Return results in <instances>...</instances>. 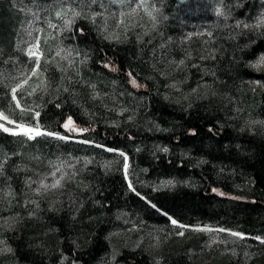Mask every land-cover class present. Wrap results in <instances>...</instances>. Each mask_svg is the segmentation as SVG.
Listing matches in <instances>:
<instances>
[{
    "label": "trees",
    "instance_id": "16d2710c",
    "mask_svg": "<svg viewBox=\"0 0 264 264\" xmlns=\"http://www.w3.org/2000/svg\"><path fill=\"white\" fill-rule=\"evenodd\" d=\"M55 1L0 0V111L6 114L7 103L14 115L22 113L11 96V88L20 81H8V72L22 64L27 78L34 67V62L16 48L26 14L55 5ZM173 1L163 3L164 13L170 17ZM254 40L242 52L243 58L264 52V38ZM71 41L82 56L76 67L78 76H69L57 65L42 68L38 77L31 76L24 85V91L30 93L35 80L41 78L36 91L26 99L33 102V110L23 112L35 122L32 113L38 111L36 122L68 139L44 135L25 141L0 129V205L6 213L18 216L13 232L5 233L13 263L60 264L61 255H66L80 264H94L107 251L104 239L114 222L112 213L127 207L151 223H168L167 216H171L182 224H209L249 235L245 240L258 248L251 264H264V244L254 239L264 238V139L259 132L240 129L229 121L230 114L222 103V96L231 93L238 80L264 81V72L253 73L227 59H218L214 63L218 82H212L219 97L192 94L176 102L165 96L168 91L163 78L148 69L146 58L161 41L158 36L142 35L139 42L132 37L110 41L81 21L74 26ZM93 92H100L98 99ZM121 94L123 102L137 113L131 122L126 116L119 119L114 111L113 99ZM256 101L257 107L247 106L253 114L264 117V95L260 93ZM69 117L71 128L87 131L66 129ZM11 118L27 122L21 117ZM55 148L64 155L83 151L84 157L104 158L110 156L104 148L120 149L129 155L136 174L151 185H135L129 191L120 169L103 172L93 168L83 179L92 190L93 200L76 208L75 215V209L50 208L53 200L40 195V216L28 217L26 180L41 170ZM168 179L175 184L152 186ZM92 202L97 205L90 208ZM177 246L170 243L163 249L164 264H192L184 254H177ZM117 257L127 264L147 263L137 250H122ZM212 264L229 263L216 258Z\"/></svg>",
    "mask_w": 264,
    "mask_h": 264
},
{
    "label": "rangeland",
    "instance_id": "374dc122",
    "mask_svg": "<svg viewBox=\"0 0 264 264\" xmlns=\"http://www.w3.org/2000/svg\"><path fill=\"white\" fill-rule=\"evenodd\" d=\"M167 1L57 0L55 5L51 3L49 6L39 7L35 12H27L16 48L27 56L29 62L30 60L34 62L35 57L30 59L27 53L30 47L37 46L33 50L39 55L43 69L56 68L57 65L63 72L73 77L78 76L76 67L82 62L79 50L71 41L74 26L78 22L86 21L110 41L132 37V40L139 42L142 35L158 36L161 41L156 42L157 45L151 51L153 54L146 58L149 64L148 69L151 73L163 78L168 91L167 94L165 91V96L176 102L192 94L203 98L219 97L220 94L217 93L212 82V80L218 82L214 70L216 65L214 63L218 59L221 61L227 59L230 64L242 66L253 73L264 72V66L260 68L252 66L264 58V52L249 59L242 57V52L255 42L254 38H264V24L261 23L264 21V0H174L171 9L172 17L164 13L163 3ZM66 21H71V24L66 26ZM158 31L163 33L159 34ZM15 66L20 68L15 67L9 71L7 79L11 82H21V79L25 78L26 68L22 64ZM193 70H195L194 73ZM193 74H195L194 79ZM40 79L35 80V89ZM236 84V88L231 93L222 96L224 109L227 114H230L229 121L235 122L234 125L240 129L259 132L264 139V117L253 114L247 106L250 104L257 107V97L260 93L264 95V81L240 79ZM189 85L194 86L189 89ZM19 95H22L17 97L21 106L31 109L33 102H26L27 98H31L27 90H23ZM92 95L98 99L97 95H100V92H93ZM113 103L114 111L118 113L119 119L121 116H126V119L131 122L132 118L136 117L137 113L131 111L123 102V94L113 99ZM6 105L11 116L27 119V122L15 120L9 113H5L15 123L9 124L7 120H0V124L19 133L17 136H22L25 141H33L44 135L35 136L33 131L31 134L35 138L29 139L28 135L24 134V128L17 127V124L30 126L33 130L39 125L41 132H51L36 122V118H34L35 122H32L33 120L24 113L19 112L14 115L11 105L8 103ZM18 110L21 111V109ZM75 129L76 133L82 130ZM6 133L11 134V132ZM50 137L59 139L56 136ZM75 141L90 144L80 139ZM104 149L110 153V156L89 157L86 154V158L83 151L77 155H64L55 148V152L42 164L41 170L36 172L30 180H26L29 183L25 190L30 196L26 216L36 218L40 216V195L41 197L46 195L47 201L53 200L50 208L75 209V215L76 208H80L85 201L93 200L92 190L85 186L83 180L86 173H92L93 168L103 172L120 169L129 191L134 190L135 185L139 187L151 185V183L143 182L144 180L136 174L131 166L129 155L124 151ZM121 152L124 153L123 156L120 155ZM56 180H60V186L57 188L41 186L42 184L51 185ZM167 181H172V185L175 184L173 180L168 179L154 182L152 186L165 188ZM96 205V202H92L90 208ZM1 207L0 205V261L1 264H17L13 263L5 233L13 232L18 216L6 213V209ZM111 218L114 222L104 239L108 247L107 251L99 255L94 264H127L118 260L117 256L122 250L139 251L145 256L146 264H164L162 251L170 243H177L178 246L175 247L177 254H184L192 264H212L216 258L228 261L229 264H251L255 249H258L245 240L250 238L249 235L242 233L245 238L240 239L230 235L231 232L239 231L220 226L187 225L177 221L179 225L185 226L178 227L169 219L165 224L151 223L141 220L132 209L127 207L114 210ZM204 228L209 230H197ZM219 229L226 231H219ZM180 232H183V235H179ZM59 263L80 264L66 255H61Z\"/></svg>",
    "mask_w": 264,
    "mask_h": 264
},
{
    "label": "snow or ice",
    "instance_id": "6c2138e0",
    "mask_svg": "<svg viewBox=\"0 0 264 264\" xmlns=\"http://www.w3.org/2000/svg\"><path fill=\"white\" fill-rule=\"evenodd\" d=\"M58 15H59V13H58ZM261 23L264 24V21H262ZM70 24H71V21H66V26L67 25H70ZM244 26L245 27H248V25H244ZM257 26H260V25H257ZM35 47H37V46L34 45V46L30 47L29 50H28V53H27L30 59L33 58V57H35V61H34L35 66L31 68V76L37 75L38 72H40V70L43 67L41 65V61H40L39 55H37V52L33 50V48H35ZM252 66L255 67V68H260L261 66H264V58H261L260 61H258L256 64H254ZM105 67H107V65H105ZM31 76L23 79L21 82L15 84L11 88V96H12V100L15 102V107L17 109H21V112L22 113L25 112V111H31V109H30V107H27V106L26 107H22L21 106V103H20V100L17 99V96H18V94H21L23 92L24 85H26L28 83V80L31 78ZM132 83L135 86V83H136L135 80H133ZM35 91H36V89H33L32 92L28 93V95H32ZM39 116H40V113L38 111L34 113V118H38ZM0 120H7V122L9 124L15 123V121H13L12 119H10L9 116H6L3 111H0ZM72 124H73L72 118L69 117L68 120H67V122L64 124V127L66 129L75 131L76 129L70 127ZM17 127H23L24 128V134H27L29 139L35 138L34 135L31 134L33 131H35V136H39V135H50V136H56L57 138H59L61 140L67 139V137L60 136L57 133L41 132L39 130V125L36 126V129L35 130H33L30 126H27V125L17 124ZM0 129H2L5 132H11L12 135H18L19 134L16 131H13V130L5 127L3 124H0ZM81 131H87V129H82ZM108 151H113V150L112 149H108ZM165 151H167V149H165ZM120 155L123 156L124 153L121 152ZM125 159H127V157H125ZM57 171H59V168H57ZM53 175H55V173H53ZM61 179H63V177H61ZM171 185H172V181H167V182H165V185L164 186H171ZM41 186L44 187V188H47V187L57 188V187L60 186V180H56L51 185H44V184H42ZM129 187L130 188L132 187L131 184L129 185ZM137 195H139V193H137ZM153 207H155V205H153ZM163 214L164 215H167V213H163ZM168 219L171 221V223L173 225H176L178 227H185L184 225H179L178 222H177V220L173 219L171 216H168ZM197 230L208 231L209 229L204 228V229H197ZM219 231H226V230L219 229ZM178 234L179 235H183V232H180ZM230 235L235 236V237H238L240 239H244L245 238L244 235L242 233H239V232H231ZM254 239L259 240L260 243L264 244V238L254 237ZM9 251H10V249H9Z\"/></svg>",
    "mask_w": 264,
    "mask_h": 264
}]
</instances>
